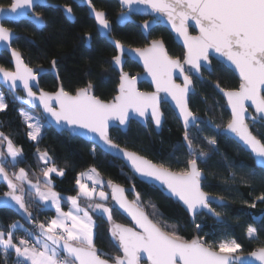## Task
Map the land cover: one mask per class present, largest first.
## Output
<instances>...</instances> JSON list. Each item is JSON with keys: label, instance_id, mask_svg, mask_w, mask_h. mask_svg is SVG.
<instances>
[{"label": "snow or ice", "instance_id": "6c2138e0", "mask_svg": "<svg viewBox=\"0 0 264 264\" xmlns=\"http://www.w3.org/2000/svg\"><path fill=\"white\" fill-rule=\"evenodd\" d=\"M87 4L99 26L98 34L106 40L110 39L113 29L105 12L98 11L92 0H87ZM120 4L127 12H122L118 23L130 20L133 12L150 10L149 14H154L153 23L158 22L157 18H166L183 39L186 51L182 61L170 57L160 40H153L150 46L134 50L142 60L145 72L151 77L154 92L139 91L136 87L137 78L123 71L124 61L121 57L125 49L120 41H113L119 52L113 57L114 65L120 67L119 90L110 102L94 94L91 82L78 88L74 94L61 86L55 93L40 90L37 95L33 88L38 87L37 78L43 70L37 72L27 66L16 49L12 50L15 71L0 66V83L14 93L22 88L27 98L17 96V99H22L29 106H35L38 102L61 129L71 134H79V130L91 134L89 139L100 146L105 154L120 155L139 177L164 186L172 196L183 202L193 218L207 210L208 214L219 220L222 213L216 208L226 206L225 198L212 196L202 189L204 170L200 165L207 164L208 157L189 135L191 128L203 123L190 107V97L196 94L193 76L202 80V69L212 73L213 53L238 72V88L225 89L219 82L215 85L223 93L230 109V119L223 126V134L238 138L250 150L262 169L259 177L254 171L250 176L264 181V135L258 136L252 131L257 125L264 126V0H120ZM38 6H44L43 0H10L7 8L0 6V14L11 13L12 19L28 17L40 27L43 22L34 11ZM66 12L71 14L72 8L67 7ZM189 21L195 23L199 35L189 34ZM150 27L151 24H144L145 30ZM91 39V36H86L87 41ZM12 40V31L0 25V43L10 48ZM51 66L56 70L55 59L51 61ZM181 77L183 83H176V79ZM161 93L165 95L161 96ZM168 98L179 111L188 149L184 167L175 171L122 148L109 133L114 125L127 126L133 117L142 118L145 122L150 119L160 128L163 118L160 105L167 102ZM6 108L5 96L0 92V112ZM20 115L30 129L28 138L38 140L44 125L29 112L21 110ZM221 127L217 125L215 131L219 133ZM204 140L212 150H216L215 136H205ZM0 141L7 142V157L11 158L8 160L5 153L0 151V180L6 182L9 189L4 193L7 199L0 206L11 207L13 205L10 202H14L28 223L33 222V215L25 195L29 198L34 196L35 202L54 207L56 211L55 218L47 223L38 222L32 231L25 229L19 222L10 224L6 230L0 229V253L5 260L14 251L17 258L15 264H264V246L244 256L241 255L243 246L236 239L225 238L219 242H209L199 237L185 239L175 230L176 226L165 222L157 211L152 213L156 219L149 217L134 184L128 191L135 198L129 200L124 187L111 180L105 185L95 168L79 174L76 180L77 195L67 197L71 208L65 212L61 208L64 198L52 190L51 177L52 173L63 176L64 169L55 165L46 150L37 148L38 160L44 165L40 169L43 181L37 177L33 182L22 167L10 177L7 169L15 168L22 162V150L15 147L2 131ZM82 178L90 180L91 186L83 182ZM24 185L28 186L26 192ZM105 187L111 189V200L131 217L134 227L113 221L114 208L107 204L109 195L104 191ZM81 199L86 202V206H81ZM258 199L264 201V195ZM151 206L155 209V205ZM249 206L255 208L256 204ZM89 210L98 216L107 217L111 225V239L119 254L105 258L107 254L98 251L94 243L97 225ZM254 223L264 226V218ZM20 230L24 235L17 238L16 231ZM258 231L257 227L249 225L247 238L250 241L258 239Z\"/></svg>", "mask_w": 264, "mask_h": 264}, {"label": "trees", "instance_id": "16d2710c", "mask_svg": "<svg viewBox=\"0 0 264 264\" xmlns=\"http://www.w3.org/2000/svg\"><path fill=\"white\" fill-rule=\"evenodd\" d=\"M50 2L61 6L72 5L76 22L70 23L60 9L37 8L36 13L41 15L46 23L43 30H38L27 21L4 24L18 36L12 48L22 55L26 65L31 68H48L51 66V61L55 59L59 77L66 91L74 94L78 88L85 87L91 82L97 97L106 102L111 101L119 86V75L111 66V61L116 55L114 48L105 40L98 38L95 24L89 18L86 9L77 8L71 0H51ZM9 4L10 0H0V6L8 7ZM93 5L97 10L107 12L108 20L114 25L112 37L120 41L122 45L131 49H143L149 45L150 41L161 40L172 58H183V49L175 43L174 38L165 28H155L150 33L148 41L137 25L128 24L123 28L115 25L117 3L114 0H93ZM86 35H95L91 49L85 45ZM0 66L9 71L12 70L10 57L6 53L0 55ZM212 66V74H205L210 83H198L196 94L190 98L191 109L203 120V123L193 129L189 135L207 153V164L200 165L207 178L203 184V190L212 196H223L228 203L224 208H216L222 213V223L202 213L197 216L193 224L178 203L164 196L157 188L139 181L122 162L105 154L93 144L73 138L68 133H59L45 125L43 135L38 142L31 141L27 135L28 127L23 123L18 112L19 109L27 108L2 89L8 95L10 103L5 111L0 112V122H11L17 126V133L14 134L15 136L12 135V140L22 150V162L15 168L8 167L9 176L12 177V173L18 172L23 166L33 182L37 177L43 181L44 177L40 169L44 165L38 160L37 148H39L49 153L58 168L64 169L63 176L51 175L52 189L62 196H76L78 192L76 180L79 174L95 168L106 184L111 180L124 187L129 200L135 198L134 194L128 191L134 184L149 217L156 219L152 213L154 210L157 211L160 218L170 225H175V230L185 239L191 240L196 236L209 242H219L225 238L236 239L243 246L241 254H248L264 246V226L261 223H254L264 218V201L258 199L260 195H264V181L259 178L252 179L250 176V173L254 171L259 177L262 170L256 167L252 157L237 143L215 131L217 125H221V130L223 129L230 119V114L226 110L225 101L211 84L219 82L225 89H236L240 82L219 62L213 61ZM125 71L132 75L142 73L141 68L130 60L126 62ZM39 85L42 90L50 93L55 92L58 87L56 79L51 74L42 77ZM140 89L151 91L147 84H142ZM162 111L166 122L160 134L156 133L151 122L146 128L132 122L127 134L112 130L111 137L121 147L136 152L154 164H163L174 171L179 170L184 167L188 159L184 130L167 105L162 106ZM33 112L42 117L38 110ZM42 119L46 123L43 117ZM252 131L258 136L264 135V126L257 125ZM205 136H215L217 141L215 151L204 140ZM94 148L95 152H93ZM244 180L248 182L245 183ZM24 188L26 192L25 185ZM7 191L8 188L0 184V196ZM105 191L109 195L108 206L114 208L113 221L132 226L130 219L114 206L109 188L105 187ZM35 199L34 196L29 198L25 195L26 203L31 204L29 211L33 215L35 225L38 222L47 223L53 219L56 215L55 211L45 208L42 204L35 202ZM80 203L81 206H86L84 200ZM252 203L256 204L255 208L249 206ZM151 205H155V209ZM68 206V202L63 200V208L67 210ZM89 211L97 225L94 243L98 251L107 254L105 258L119 254L114 246L115 242L111 239V225L107 217H101ZM14 222H21L26 226L12 211L0 210V229L6 230ZM196 225L200 227L197 228ZM249 225L259 229L258 239L254 241H250L246 236ZM23 235V231L16 232L17 238ZM15 261L14 253L10 252L7 260L0 253V264H15Z\"/></svg>", "mask_w": 264, "mask_h": 264}, {"label": "water", "instance_id": "95a60500", "mask_svg": "<svg viewBox=\"0 0 264 264\" xmlns=\"http://www.w3.org/2000/svg\"><path fill=\"white\" fill-rule=\"evenodd\" d=\"M72 1H73V3H75L76 5H78V6H80V7L87 8V9H88V12H89V17H90V19H92V20L96 23L95 18H94V15L92 14L91 9L88 7L87 0H72ZM116 1L120 4V0H116ZM43 3H44V6H43V7H53L54 9H60V10L63 12V14H64V16L66 17V19H67L70 23H75L76 18H75V16H74V14H73V12H72L71 14L67 13V12H66V8H67V7L51 5V4L49 3V0H43ZM120 5H121V4H120ZM38 7H40V6H38ZM121 7H122V6H121ZM5 8H7V7H5ZM36 8H37V7H36ZM36 8H35V9H36ZM35 9H34V11H35ZM122 10H123V12H127V9H126V8H122ZM149 13H150V10H148V11H144V12H133V13L130 14L131 19L128 20L127 22H125V23H122V24H121V23H118V20H119L120 17H121V14H120V15L118 16V18L116 19V23H117V25L120 26V27H125L127 24H137V25L140 27L142 34L146 37L147 40H149V35H150L151 31H152L155 27H163V28H165L166 30L169 31V33H170V34L172 35V37L174 38L175 43H176L179 47H181V48L184 50V52H185L186 50H185V47H184L183 39H182L181 37H179L178 34L172 29L171 24H169V23L167 22L166 18H157L158 22L153 23L154 14H149ZM12 15H13V14L8 13V12H5V13L0 14V25L4 26L5 23L17 24V23H21V22L27 21V22L31 23L32 25H34L38 30H43V29L46 27V23L43 21V19H42L41 16H40V19L42 20L43 25L40 26V27H37L35 24L32 23V21H31L28 17H20V18H18V19H12V18H11ZM133 16L149 17L150 19L147 20V21H145V22H142V23H137V22L133 19ZM146 22L152 25V27H150V28L147 29V30L144 29V24H145ZM188 24H189V28H188L189 34L192 35V36L199 35V29L196 27L195 23H194L193 21H189ZM111 25H112V24H111ZM4 27H5V26H4ZM96 27H97V29H98V27H99L97 23H96ZM11 31H12V30H11ZM192 31H193L194 33H192ZM12 33H13V40H12V42H11V47L9 48V47L5 46L4 44L0 43V54H2V53H6V54L10 57V64H11V66H12V68H13L12 71H15V61H14L13 56H12V50H13V48H12V44H13V42L18 38V36L15 34L14 31H12ZM102 38H103V37H102ZM86 41H87V40H86ZM113 41H116V40H115L114 38H112V37H111L110 39H107V42H108V43H109V44L115 49V51H116V53H117V55H118L119 52L116 50ZM160 41H161V40H160ZM151 42H152V41H151ZM151 42L149 43L148 46H150ZM162 42H163V41H162ZM87 44L89 45V44H90V41H87ZM163 44H164V42H163ZM148 46H147V47H148ZM123 47H124V49H125L124 55L121 57L122 60L124 61L123 65H122V67H123V71L126 72V71H125V65H126V62H127L128 60H130L131 62L137 64V65L141 68L142 73L137 74V75H132V74L129 73V72H126V73H128V75L131 76V77H136V78H137L136 87H137V89H138L139 91H141V92H154V91H155V87H154V85L152 84L151 77L148 76L147 73L145 72V70H144V66H143V62H142V60L139 58V56L136 54V52L134 51L135 49L128 48V47H126V46H124V45H123ZM164 47H165V50L167 51V48H166L165 44H164ZM145 48H146V47H145ZM167 53H168V51H167ZM20 55H21V54H20ZM168 55H169V53H168ZM169 56H170V55H169ZM170 57H171V56H170ZM21 58H22L23 62L25 63V61H24L22 55H21ZM212 60L217 61V62H219L220 64L224 65L226 68H228V69H229V70H230V71H231V72H232V73L238 78V80H239V82H240L239 74H238V72L235 71L234 67L229 66V65L227 64V62L223 61L222 58L217 57L214 53L212 54ZM212 60H211V68H212ZM181 61H182V60H181ZM25 64H26V63H25ZM185 67L187 68L188 66L185 65ZM112 68H113V69L119 74V79H120V67L115 66L113 60H112ZM32 69L35 70V71H37V72H41V70H43V71L41 72L40 76H38V78H37V79H38V87H34V88H33V91H35V92L37 93V95H39V92H40V90H41L40 85H39L40 79H41L44 75H46V74H48V73L53 74V75L56 77V79H57L58 82H59V88L62 86L61 83H60V81H59V78H58V75H57L56 70H53V69L46 70V69H43V68H32ZM202 70H203V69H202ZM193 78H197V77H196V76H193ZM197 79H198V78H197ZM199 80H201V79H199ZM203 80H206V79L202 77V80H201V81H203ZM18 83H19V82H18ZM176 83H180V84H182V83H183V79H182V77L176 79ZM142 84H147V85L151 88V91H143V90H141V89H140V86H141ZM211 85H212V87L215 89V91H216V92H217V93L223 98V100L225 101V103H226V110H227L228 113L230 114V109H229L228 106H227V101H226V98L223 96V93H221V92L215 87L216 84H211ZM0 86H1V88H2L3 90H5L7 93H9V94L13 97V99L16 100V101H17L20 105H22L23 107H25V108H27V109H29V110H32V111H36V110H38V111L41 113L42 117L45 119L46 124H47L48 126L54 128L57 132H59V133H62V132L68 133L71 137H73V138H79V139H81V140H83V141H85V142H88V143H90V144H93L95 147H97L99 150H101V147H100V146H98L93 140L89 139V136H90L91 134H85L84 130H79V134H71L68 130H66V129H61V127L58 126V125L55 123V121H54V120H53V119H52V118H51V117H50V116L44 111L43 107H42L41 105H39L38 102H36V105H35V106H29V105H27L26 103H24L22 99H17V96H19V97H23V98H25V99L27 98V97H26V93L22 90V88L19 89L17 92L14 93V92L10 91L9 88H8L6 85H4L3 83H0ZM59 88H58V89H59ZM118 90H119V86L117 87L116 95H117V93H118ZM19 92H22L23 95H22V96L19 95V94H18ZM44 92H45V91H44ZM48 93H50V92H48ZM53 93H55V92H53ZM160 95H161V96H164L165 94H164V93H161ZM190 98H191V97H190ZM108 102H110V101H108ZM163 105H167V106L171 109V111L174 113L175 117L177 118V120L179 121V123L181 124V126H182V128H183V130H184L183 122H182V120H181L180 117H179V111H178V109L175 108L174 102H172L170 98H168V101H167V102H162L161 105H160V110H161L162 113H163V111H162V106H163ZM250 111H254V110H253V109H250ZM198 117H199V116H198ZM199 119H200L201 121H203L200 117H199ZM132 122L138 123L139 125H141L142 127H145V128L148 126V122H151V124H152L154 130L156 131V133H157V134H160V133L162 132L163 126H164V124H165V122H166V118H165V115H164V113H163V118H162V124H161V127H160V128H157L156 125L154 124V122H152L150 119H149L147 122H145L142 118H139V117H133V118L129 121V123L127 124V126H115V125H114L113 127H111V128L109 129V133H110V135H111L112 130H119V131L122 132L123 134H127L128 131H129V128H130V125H131ZM195 128H196V127L191 128V129L189 130V132H190L192 129H195ZM220 135H221V136H226V135L223 134V129L220 131ZM226 137L232 139V140H233L235 143H237V144H238V145H239V146H240V147H241L246 153H248V154L252 157V159L254 160L256 167H257L258 169H261V167L257 164L256 158L250 153V150H248V149L246 148V146H243L242 142H240V141L238 140V138H236V137H234V136H226ZM122 148H123V147H122ZM126 150H127V149H126ZM0 151H2L1 148H0ZM101 151H102V150H101ZM128 151H129V150H128ZM102 152H104V151H102ZM104 153H105V152H104ZM107 155H109V156H111V157H113V158L119 160L120 162H122L123 165H124V166H125V167H126V168H127V169H128V170H129V171H130V172H131V173H132V174H133L138 180H139V181H141L142 183H144V184H146V185L153 186V187L157 188L159 191H161V193H162L164 196H166L167 198H169V199L173 200L174 202L178 203V204L182 207V209L188 214V216L190 217L191 222H192L193 224H195L197 216H199V215L202 214V213L208 215L209 217H211L212 219H214V220L217 221L218 223H222V222H223L222 218H220V219L218 220L216 217H214V216L208 214V213H207V210H204V211L200 212L198 215H196L195 218H193V216L187 211V208H186V206L183 204V202L180 201L177 197L172 196V195L167 191V189H166L164 186L160 185L158 182H155V181H151V182H149V181H146V180H144L143 178L139 177L138 174L134 173V171L132 170L130 164H129L125 159H123L120 155H118V154H107ZM138 155H139V154H138ZM140 156H141V155H140ZM142 157H143V156H142ZM143 158H145V157H143ZM145 159H146V160H149V159H147V158H145ZM149 161H150V160H149ZM151 162H152V161H151ZM152 163H153V162H152ZM261 170H262V169H261ZM205 178H206V177H205V174H204V179L202 180V185H201V186H202V189H203V182H204ZM0 184H3V185H5V186L7 187L6 182H4L3 180H0ZM7 188H8V187H7ZM8 191H9V189H8ZM109 191H110V196H111V189H110V188H109ZM126 195H127V193H126ZM127 198H128V197H127ZM5 199H7V198L4 197V195L0 196V204H2V203H3V200H5ZM112 202H113L114 206H115V207H116L121 213H123L124 215H126V216L130 219V221H131V223H132V227H134V222L131 220V217L128 216V214H127L126 212H124L123 209H119V206L115 204V201L112 200ZM224 202H225V205L227 206L228 203H227L226 201H224ZM10 203H11L13 206H11V207H2V206H0V210H10V211H12L13 213H15V214L19 217V219H20L24 224H26V226L29 228L30 231L35 230V228H36L35 223H34V222H32V223H28V222H26L25 219L23 218L21 212L18 211V206H15V205H14V202H10ZM213 206L216 207L215 204H213ZM128 227H130V226H128ZM196 237H197V236H196ZM196 237H195V238H196ZM244 256H247V255H244ZM254 264H256V262H254Z\"/></svg>", "mask_w": 264, "mask_h": 264}, {"label": "flooded vegetation", "instance_id": "af4514ba", "mask_svg": "<svg viewBox=\"0 0 264 264\" xmlns=\"http://www.w3.org/2000/svg\"><path fill=\"white\" fill-rule=\"evenodd\" d=\"M51 0H49V3L51 4V5H54L53 3H51L50 2ZM116 3H117V6L115 7V10H116V13H117V15H116V18H115V25L116 26H118L117 25V23H116V19L118 18V16L120 15V14H122V12H123V10H122V7H121V5L116 1V0H114ZM71 2H72V4L73 5H75L77 8H81V9H86V11H87V13H88V16H89V12H88V9L87 8H84V7H80V6H78V5H76L75 3H73V1L71 0ZM92 3H93V0H92ZM56 6H61V5H56ZM94 6V5H93ZM64 7H71L72 8V12H73V6L72 5H69V6H64ZM37 8H43V9H54L53 7H37ZM36 8V9H37ZM36 9H35V12H36ZM54 10H56V9H54ZM98 11H102V10H98ZM105 12V14H106V16H107V18H108V14H107V12L106 11H104ZM63 13V12H62ZM74 14V13H73ZM39 16H41V15H39ZM42 17V16H41ZM90 18V17H89ZM42 19H43V17H42ZM133 19L137 22V23H142V22H145V21H147V20H149L150 18L149 17H141V16H133ZM43 21H44V19H43ZM93 21V20H92ZM45 22V21H44ZM76 22V21H75ZM94 22V21H93ZM111 24H112V29L114 28V25H113V23L111 22V21H109ZM9 24H12V23H9ZM94 24H95V28H96V34H97V36H98V38L99 39H101V40H105L106 42H107V40L106 39H104V38H102L99 34H98V31H97V27H96V23L94 22ZM128 25V24H127ZM134 25H137V24H134ZM138 26V25H137ZM118 27H120V26H118ZM139 27V26H138ZM120 28H123V27H120ZM140 28V27H139ZM155 28H157V27H155ZM154 28V29H155ZM153 29V30H154ZM152 30V31H153ZM151 31V32H152ZM112 33H113V31H112ZM192 33H194L193 31H192ZM86 36H91L92 37V39H91V41H90V44L88 45L87 44V41H86ZM85 36V45H86V47L88 48V49H91V46H92V44H93V38H94V36L95 35H86ZM111 37H112V35H111ZM113 38V37H112ZM149 41V40H148ZM151 42V41H150ZM108 43V42H107ZM109 44V43H108ZM115 50V49H114ZM116 52V51H115ZM183 52H184V50H183ZM1 55V54H0ZM116 55H117V53H116ZM115 55V56H116ZM184 56H185V52H184V54H183V58H184ZM183 58L181 59V60H183ZM113 60V59H112ZM214 60H212V62H213ZM111 66H112V61H111ZM43 69H46V70H50V69H52V66H50V67H46V68H43ZM212 69H213V66H212ZM12 70H13V68H12ZM11 70V71H12ZM56 72H57V75H58V78H59V81H60V83H61V85H62V82H61V79H60V77H59V73H58V68L56 67ZM208 72L207 71H205V70H202V77L203 78H205L206 80H203V81H201V80H199V79H197V78H193V83H194V86H195V89H196V87H197V85H198V83H210L209 82V80L206 78V75L205 74H207ZM48 74H50V73H48ZM209 74V73H208ZM212 74V73H211ZM47 75V74H46ZM52 76H54L53 74H51ZM119 75V74H118ZM45 76V75H44ZM43 76V77H44ZM54 78L56 79V77L54 76ZM41 80V79H40ZM56 81H57V83H58V87H57V90H58V88H59V82H58V80L56 79ZM62 87H63V85H62ZM64 88V87H63ZM42 90V89H41ZM56 90V91H57ZM44 91V90H43ZM55 91V92H56ZM46 92V91H45ZM19 95H23L22 94V92H19L18 93ZM192 97V96H191ZM149 123V122H148ZM193 130V129H192ZM191 130V131H192ZM190 131V132H191ZM190 132H189V134H190ZM205 177H206V175H205ZM206 180H207V178H205V180H204V182H203V184L206 182ZM213 207H215V206H213ZM130 227H132V226H130ZM241 255H247V254H241Z\"/></svg>", "mask_w": 264, "mask_h": 264}, {"label": "rangeland", "instance_id": "374dc122", "mask_svg": "<svg viewBox=\"0 0 264 264\" xmlns=\"http://www.w3.org/2000/svg\"><path fill=\"white\" fill-rule=\"evenodd\" d=\"M0 92H2L3 94H4V96H5V102H6V104H7V107L9 106V103H10V99H9V97H8V95L7 94H5L4 93V91L2 90V88H1V86H0ZM6 110V109H5ZM21 110H24L25 112H29L32 116H34L35 118H37V119H39L40 121H41V123L44 125L43 127H42V129H41V137H42V135H43V130H44V127H45V125H47L44 121H43V119H42V117L39 115V114H37V113H35V112H33V111H31V110H28V109H24V108H22V109H19V115H20V112H21ZM20 117H21V119H22V121H23V123L25 124V125H27L25 122H24V118L20 115ZM17 126H14V124L13 123H11V122H5V123H1L0 122V131H2L9 139H11V141H12V143H13V145L15 146V147H17L16 145H15V143L13 142V140H12V135L13 136H15L14 134H16L17 133ZM28 131H30V129L28 128ZM40 137V138H41ZM40 138H38V140L40 139ZM38 140H36V141H33V140H31V141H33V142H38ZM0 148H1V150L7 155V142L6 141H0ZM18 148V147H17ZM11 159V158H10ZM22 168H23V166H21ZM61 204H62V207H63V200L61 201ZM53 210V209H52ZM64 211H68V209L67 210H65L64 209ZM56 216V215H55ZM21 223V222H20ZM22 224V223H21ZM23 225V224H22ZM24 227H25V229H28L25 225H24ZM29 230V229H28ZM30 231V230H29ZM17 232V231H16ZM19 238V237H18Z\"/></svg>", "mask_w": 264, "mask_h": 264}, {"label": "crops", "instance_id": "0c3cea01", "mask_svg": "<svg viewBox=\"0 0 264 264\" xmlns=\"http://www.w3.org/2000/svg\"><path fill=\"white\" fill-rule=\"evenodd\" d=\"M3 152V151H2ZM5 156H6V158L8 159V160H10V157H7V155L5 154ZM89 171V170H88ZM88 171H86L85 173H87ZM51 175H55V173H52ZM99 179L100 180H102V181H104L105 182V185H106V181L99 175ZM82 180H83V182H86V183H88L89 184V186H91V181L90 180H87L86 178H82ZM26 186V188H28V186L27 185H25ZM77 188H78V186H77ZM44 190H47V189H44ZM52 190H54V189H52ZM55 191V190H54ZM104 191H105V188H104ZM106 192V191H105ZM107 193V192H106ZM108 194V193H107ZM61 197H63L64 199L63 200H66L67 201V197L66 196H62L61 195ZM81 200H83V199H81ZM68 202V201H67ZM40 204H42V203H40ZM43 205V204H42ZM68 211L70 210V208H71V203L70 202H68ZM44 206V205H43ZM45 207V206H44ZM45 208H49V209H53L54 211H55V208L54 207H51V206H49V207H45ZM61 208L63 209V211H64V208L62 207V204H61ZM66 212V211H65ZM55 213H56V211H55ZM55 218V217H54ZM20 223V222H19ZM21 224V223H20ZM25 228V227H24ZM20 231H22V230H20ZM94 240H95V238H94ZM12 253H14V255H15V252L14 251H12ZM16 256V255H15ZM17 259V258H16Z\"/></svg>", "mask_w": 264, "mask_h": 264}]
</instances>
